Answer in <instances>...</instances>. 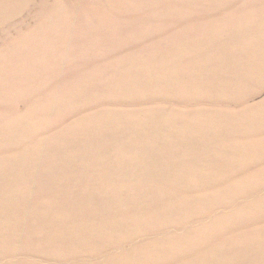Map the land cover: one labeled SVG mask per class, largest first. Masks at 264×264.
<instances>
[{
	"label": "rangeland",
	"instance_id": "1",
	"mask_svg": "<svg viewBox=\"0 0 264 264\" xmlns=\"http://www.w3.org/2000/svg\"><path fill=\"white\" fill-rule=\"evenodd\" d=\"M0 264H264V0H0Z\"/></svg>",
	"mask_w": 264,
	"mask_h": 264
}]
</instances>
